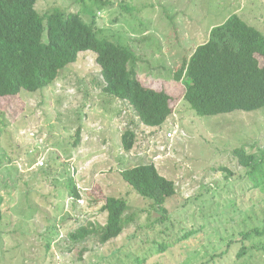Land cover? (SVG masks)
Returning a JSON list of instances; mask_svg holds the SVG:
<instances>
[{
  "label": "rangeland",
  "instance_id": "obj_1",
  "mask_svg": "<svg viewBox=\"0 0 264 264\" xmlns=\"http://www.w3.org/2000/svg\"><path fill=\"white\" fill-rule=\"evenodd\" d=\"M109 1L38 0L36 8L79 12L88 23L96 15L102 38L135 53L131 67L144 85L172 96L178 134L169 141L170 121L147 127L128 102L106 95L93 52H81L48 88L0 99V264H264V235L243 237L264 228V176L247 175L233 154L242 146L263 154L264 107L199 115L175 79L183 59L232 14L264 33V0ZM128 129L137 135L130 151L122 143ZM142 162H155L177 183L165 222L122 178L121 170ZM222 165L234 173L227 177ZM70 177L80 200L71 196ZM112 195L129 201L123 233L107 244L96 236L71 241L88 220L106 223Z\"/></svg>",
  "mask_w": 264,
  "mask_h": 264
},
{
  "label": "trees",
  "instance_id": "obj_2",
  "mask_svg": "<svg viewBox=\"0 0 264 264\" xmlns=\"http://www.w3.org/2000/svg\"><path fill=\"white\" fill-rule=\"evenodd\" d=\"M109 5V0H97ZM38 0H0V99H11L23 91L37 92L56 82L62 71L78 61L81 52H93L101 68L102 89L106 95L128 102L147 127L163 125L173 114L172 96L165 90L146 86L136 68L135 53L128 47L102 38L95 26V16L86 22L79 12L55 8L41 14ZM186 86L184 100L199 115H218L237 110L254 111L264 107V33L238 13L214 26L209 39L198 45L191 57L183 59L175 73ZM82 125L75 144L81 141ZM137 135L128 129L122 135L125 150L134 148ZM258 155L245 146L233 154L247 175L264 176V151ZM219 171L234 172L226 165ZM124 181L162 211L158 222L169 217L167 201L177 192V183L168 178L155 162H142L121 170ZM71 196L81 197L74 177L69 178ZM127 197L109 196L103 206L105 224L88 220L69 233L71 241L84 243L96 236L101 244L118 238L124 231ZM3 209L0 206V222ZM264 227V226H263ZM194 230L190 233L193 235ZM187 232L184 238L191 234ZM264 235L257 226L243 233L245 239ZM162 249H166L163 245ZM243 246L239 257L247 252ZM139 263L142 261L139 259Z\"/></svg>",
  "mask_w": 264,
  "mask_h": 264
},
{
  "label": "built area",
  "instance_id": "obj_3",
  "mask_svg": "<svg viewBox=\"0 0 264 264\" xmlns=\"http://www.w3.org/2000/svg\"><path fill=\"white\" fill-rule=\"evenodd\" d=\"M175 116H177L176 114H174ZM177 120H170V129L166 131V137L167 139L173 140V138L178 134V124L176 122ZM40 165L44 166L45 165V160H41V162L39 163Z\"/></svg>",
  "mask_w": 264,
  "mask_h": 264
},
{
  "label": "clouds",
  "instance_id": "obj_4",
  "mask_svg": "<svg viewBox=\"0 0 264 264\" xmlns=\"http://www.w3.org/2000/svg\"><path fill=\"white\" fill-rule=\"evenodd\" d=\"M174 114H176V115H178L176 112H174L173 111V114L170 116L171 117V119H170V117L168 118V121H170V120H177V116H175ZM173 115L176 117V119L173 117ZM169 125H170V123H169Z\"/></svg>",
  "mask_w": 264,
  "mask_h": 264
}]
</instances>
